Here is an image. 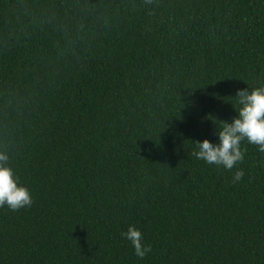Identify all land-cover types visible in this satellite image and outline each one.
Segmentation results:
<instances>
[{
  "label": "trees",
  "instance_id": "1",
  "mask_svg": "<svg viewBox=\"0 0 264 264\" xmlns=\"http://www.w3.org/2000/svg\"><path fill=\"white\" fill-rule=\"evenodd\" d=\"M261 86L264 0H0V264H264V153L194 154Z\"/></svg>",
  "mask_w": 264,
  "mask_h": 264
},
{
  "label": "clouds",
  "instance_id": "2",
  "mask_svg": "<svg viewBox=\"0 0 264 264\" xmlns=\"http://www.w3.org/2000/svg\"><path fill=\"white\" fill-rule=\"evenodd\" d=\"M234 105L236 115L217 129L218 143L208 139L195 142L197 151L194 154L198 160L228 171L244 160L247 149H241L242 141L256 145L264 153V86L238 89ZM8 160L7 153L0 151V207L7 206L11 210L30 207L33 203L31 192L19 183ZM243 176V169L237 170L233 182L240 181ZM121 235L132 245L139 259L151 252V246L143 242L142 232L135 226L130 225Z\"/></svg>",
  "mask_w": 264,
  "mask_h": 264
}]
</instances>
